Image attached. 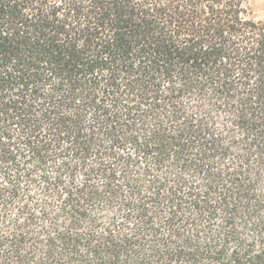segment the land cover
Here are the masks:
<instances>
[{"label":"trees","instance_id":"obj_1","mask_svg":"<svg viewBox=\"0 0 264 264\" xmlns=\"http://www.w3.org/2000/svg\"><path fill=\"white\" fill-rule=\"evenodd\" d=\"M254 0H0V264H264Z\"/></svg>","mask_w":264,"mask_h":264},{"label":"rangeland","instance_id":"obj_2","mask_svg":"<svg viewBox=\"0 0 264 264\" xmlns=\"http://www.w3.org/2000/svg\"><path fill=\"white\" fill-rule=\"evenodd\" d=\"M252 9L255 20L264 22V0H254Z\"/></svg>","mask_w":264,"mask_h":264}]
</instances>
